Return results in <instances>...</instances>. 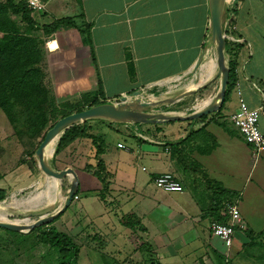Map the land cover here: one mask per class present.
I'll use <instances>...</instances> for the list:
<instances>
[{"label": "crops", "instance_id": "crops-1", "mask_svg": "<svg viewBox=\"0 0 264 264\" xmlns=\"http://www.w3.org/2000/svg\"><path fill=\"white\" fill-rule=\"evenodd\" d=\"M44 2L46 10L37 15L44 14L51 19L73 17L80 29L90 30L93 47L85 46L89 48V72L95 75L93 83L99 74L106 101L166 88L164 94L157 96L164 98L203 83H200V72L194 73L193 69L209 42V0ZM232 2L229 11L238 26L235 36L241 41L227 42V45L230 59L239 68L241 93L234 87L221 112L200 119L132 125L129 134L134 133V128L139 133L136 137L151 144L146 150L140 146L141 150L136 151L147 158L151 172L134 173L133 176H137L134 181L119 182L118 173H114L113 164H109L112 159H106L111 153L107 155L105 150L102 156L107 155L103 158L107 169L112 171V178L108 188L99 186V193L106 190V197L104 194L92 197L81 205L82 210L91 213L87 225H92L94 239H99L103 252L116 256L122 264H148L150 259L137 257L142 251L145 255H154V261L159 264H181L188 260L192 264H227L225 254L228 256L232 250L237 254L240 252L235 247L236 241L243 240V245L249 246V233L264 231V152L254 159L251 145L230 120L238 108L241 94L250 107L261 108L260 128L264 132V0ZM92 50L98 64L97 71L92 62ZM185 77L191 80L183 87L178 86ZM216 85L217 81L211 86L215 88ZM179 87L180 91L175 93ZM201 92L188 97L195 98L193 104L184 105L175 113L188 115L200 109ZM188 98L164 108L181 107ZM6 124L12 131L10 123ZM3 128L5 124L0 126V131ZM79 140L68 148H75ZM1 141L5 153L0 159V173L4 175L0 179V190L15 193L9 198V211L17 215L23 208L34 211L46 192L49 178L39 167L31 168L30 163H14L20 152L18 139L12 141L11 150H6L4 140ZM122 145L126 142L118 140L115 147L134 152L127 145L130 151H126ZM170 145L174 146L173 154ZM53 157L52 154L51 159ZM142 170L148 171L149 168L143 166ZM163 173H172L184 186V191L165 192L157 188L154 179ZM35 186L34 192L27 197H16ZM81 188L80 179L79 201ZM232 200L239 202L246 229L237 228L233 246L228 249L213 235L211 224L229 220L225 206ZM64 201L65 198L62 204ZM129 213L136 215L134 222H140L135 228L121 222ZM253 248L256 250V246ZM261 253L256 250L251 255L260 260Z\"/></svg>", "mask_w": 264, "mask_h": 264}, {"label": "rangeland", "instance_id": "rangeland-1", "mask_svg": "<svg viewBox=\"0 0 264 264\" xmlns=\"http://www.w3.org/2000/svg\"><path fill=\"white\" fill-rule=\"evenodd\" d=\"M37 14L38 13L34 14V16L40 26L50 24L54 21V19L44 16V14ZM14 18L18 23L24 26L19 17ZM35 35L41 41V48L43 50V69L46 73V84L51 89L53 95L56 97V100H58L57 103L61 104L64 99H68L71 103L78 102L80 98L83 97L85 92L92 89V83L95 75L89 72V68L91 66V63L87 59V56H89V48L80 46V38L77 33V28L70 27L61 29L51 35L45 34L42 29H39V31L35 32ZM184 79L185 80L179 82L178 86L183 87L185 86V83L191 80L189 77H185ZM180 87L174 90L175 93L180 91ZM210 87V89L207 88L205 91L201 92V95H199L200 99H203L208 92L213 90L214 86ZM165 90L167 89L145 90L144 92L149 96L153 95L157 97L160 94H164ZM140 94L142 93L132 95L131 98H134L135 96L138 97ZM194 101V97L188 98L182 102L181 107L164 108V111L172 113L180 112L182 108H184V105L189 106L193 104ZM6 122L9 123L8 118L0 108V126L5 124V129L3 128L0 131V144L2 146L1 139H3L4 147H6L5 149L11 150L12 141H15V139L18 138L14 135V131L10 130L11 128L8 127ZM92 123L94 124H91L93 126L90 131L104 140V150H106L105 153H107V155L111 153L107 158V155L105 157L101 155L100 159L103 161L108 158L112 159L109 164H113L112 170L114 173H118L117 180L119 182L127 183L129 181H134L137 177L133 176L134 173L151 172L150 163L147 158L142 156L143 154L141 153H136L138 148L141 150L140 146H142V150H146L151 145L147 140L136 137L138 134H129L130 131L123 127L124 124H108L100 121ZM136 125L141 126L139 124ZM136 125L133 127H136ZM133 130L135 131L134 128ZM135 137L140 140L138 141ZM40 140L41 139L31 141L29 139H24L23 141H20L18 139V143L21 145L20 152L14 163H33L34 158L36 159L34 152ZM118 140L126 142V145L133 148L134 152L129 153L124 150H117L115 145ZM112 149L113 151L110 152ZM96 151L97 147L93 144L90 138H81L75 148H67L58 155L55 153L54 157L51 159L52 164L56 169L62 170L71 167L76 170L82 180L81 200L79 201L74 199L72 205L60 214L61 216L58 215L57 218H60L55 224H53L59 231L70 235L74 239V242L80 247L79 264H109L116 259V256H112L107 252L104 253L99 239H94L96 236L94 237L92 232V225H87V223H90L89 215H91V213L88 214L86 211L82 210L81 206L83 203H87V201L91 200L92 197H99L103 194V197H106L104 192L106 190L104 189H106L107 186L101 178L97 177L96 173H93L94 171H97L99 161H95L99 158ZM36 162L37 167H39L37 160ZM106 166L108 167L107 164ZM143 166L148 167L149 170L143 171ZM108 172H112L110 168L108 169ZM111 178L112 177L108 180L111 181ZM70 179L71 178H66L61 182V192L63 196H66L70 187ZM99 186L104 188L102 190V194L99 193L101 190ZM35 189L36 186L24 191L16 197L20 199L23 197L25 198L33 193ZM84 189H87V191H83ZM14 195L15 193L8 194L5 200L12 198ZM25 209L23 208L20 214H24L27 211ZM35 209L36 208H34V210ZM87 216L88 218H86ZM23 218H25L24 215L17 214L12 215L11 217V219ZM80 227L82 228L80 229ZM31 233L28 234V237H21L9 234L5 231H0V264H58L56 259L57 255L54 251H52L51 247L49 245L39 243L37 233ZM242 235H244V233H242ZM245 240L248 241L246 236ZM235 247H238L240 252L237 254L234 253V250H232L228 256L225 254L224 262L227 264H264L263 259L259 260L251 255L256 252V250L258 251L259 247L255 250V248L251 246H244L243 240L236 241ZM147 251L148 250L146 249L145 252ZM141 253L142 254H137V257H145L149 260L154 256L151 254L145 255L143 251ZM181 264H192V262L188 260Z\"/></svg>", "mask_w": 264, "mask_h": 264}, {"label": "trees", "instance_id": "trees-1", "mask_svg": "<svg viewBox=\"0 0 264 264\" xmlns=\"http://www.w3.org/2000/svg\"><path fill=\"white\" fill-rule=\"evenodd\" d=\"M14 17H19L24 26L18 23ZM70 27L77 28L80 37V46L93 47L90 30L87 28L80 29L73 17L54 19L52 23L40 26L30 8L29 0H0V108L6 114L14 131V135L20 141L24 139H29L31 141L41 139L36 150L44 139L47 131L52 128L60 118L75 112L83 111L93 105L106 102L103 96L99 74L98 80L92 83V89L85 92L83 97L75 103H71L68 99L63 98L64 101L58 104V100H56V97L46 84V73L43 69V50L41 48V41L35 35V32L42 29L45 34L51 35L61 29ZM227 51L229 54L228 45ZM92 56V62L97 71L98 64L93 50ZM230 66L231 75L227 95L219 112L225 108L235 87V70L237 66L232 60H230ZM216 70L217 66L209 49L199 69L201 73L200 83L211 78ZM219 88L220 79H218L214 90L207 93L203 98L200 106L203 107L207 104L208 100L216 94ZM138 97L143 99H157V97L153 95L149 96L145 93L140 94ZM91 123L92 122H85L68 129L60 141L59 138H57L52 142L47 149V155L51 160L52 154H60L76 140L90 138L97 147L96 154L99 157L97 171L93 173H96L97 177L101 178L107 186L106 188H108L110 186V180L108 179L111 177V173L108 172L105 162L100 159V156L105 152V142L101 137L96 136L90 131L92 128ZM169 147L173 154L174 146L170 145ZM4 153L5 150L0 144V159ZM36 160L37 159L34 158L33 163L30 165L31 168H37ZM90 168L88 169L91 170ZM3 177L4 175L0 173V179ZM48 180L49 185L37 209L46 207L56 201L62 204L65 198L61 192L60 181L54 178ZM79 193L80 191L78 194ZM7 195V191L0 190V201H2L0 202V218L22 224L33 223L35 219H11L14 214L9 211V199L5 200ZM136 218L134 213H129L122 218L121 222L129 228H135L140 224L138 220L134 222ZM53 223L54 222L49 225L38 227L32 232L37 233L39 243L49 245L52 251L56 253L58 264H79L80 247L74 242V239L70 235L59 231ZM0 230L12 235L21 237L26 236V234L5 228H0ZM249 238V246H256L257 248L261 245L259 250L263 251V253H261L260 259L264 260V231L249 233ZM152 258L153 257L150 258V264H159ZM109 264L122 263L115 259Z\"/></svg>", "mask_w": 264, "mask_h": 264}, {"label": "water", "instance_id": "water-1", "mask_svg": "<svg viewBox=\"0 0 264 264\" xmlns=\"http://www.w3.org/2000/svg\"><path fill=\"white\" fill-rule=\"evenodd\" d=\"M230 6V0H209L211 19L209 42L197 61L193 72L197 73L199 71L208 50L210 47H213L217 70L211 78L207 79L196 88L183 91L174 96L157 99L135 97L108 100L104 103L86 108L83 111L75 112L60 118L54 126L47 131L44 139L36 150L35 157L42 172L48 177L60 181L61 189V182L66 178H71L70 187L65 196L64 203L61 204L59 201H56L42 209L26 211L24 214H19L24 215V217L28 219H35L33 223L21 224L0 221V228L28 234L38 227L51 224L58 215L71 205L80 189L79 175L76 170L71 167L62 170L56 169L53 166L52 161L48 158L47 149L55 139L59 138L60 141L65 132L73 126L85 122L96 121L117 124H166L176 121L196 120L219 112L226 99L231 75V66L227 51L228 41L226 37V22ZM218 79H220L219 92L210 104L199 111L185 115L162 110L164 107H169L185 98L205 90L218 81Z\"/></svg>", "mask_w": 264, "mask_h": 264}, {"label": "built area", "instance_id": "built-area-1", "mask_svg": "<svg viewBox=\"0 0 264 264\" xmlns=\"http://www.w3.org/2000/svg\"><path fill=\"white\" fill-rule=\"evenodd\" d=\"M29 4L33 14L41 13L46 10V3L43 0H29ZM231 5L233 6V3ZM232 6H230V8H232ZM231 12L232 11H229L226 22V37L228 42L238 43L241 41L235 36L238 26L232 20L233 16ZM228 57L230 61L231 59L229 54ZM235 71V88L241 93L242 81L239 77V68H236ZM251 84L255 86L254 83ZM260 114L261 108L250 107L245 98L240 94L238 108L230 116V120L233 125L239 130L245 141L251 145L254 159H258L260 154L264 152V132L260 128ZM132 125L136 124H124L123 127L130 129ZM134 133L139 134L138 131H134ZM122 148L126 151H130L126 145H122ZM143 169L145 170V168ZM154 183L157 188L165 192L184 191V186L176 180L172 173H163L159 175L154 179ZM78 198L79 195H76L74 199ZM225 207V212L229 217V220L226 222H213L211 224V230L215 237L220 239L228 249H231L237 233V228L244 230L246 229V224L240 213L238 201L232 200L228 202Z\"/></svg>", "mask_w": 264, "mask_h": 264}, {"label": "bare ground", "instance_id": "bare-ground-1", "mask_svg": "<svg viewBox=\"0 0 264 264\" xmlns=\"http://www.w3.org/2000/svg\"><path fill=\"white\" fill-rule=\"evenodd\" d=\"M232 0H230V2H231ZM210 51H211V54H212V56H213V59H214V61H215V64H216V57H215V51H214V48L213 47H211L210 48ZM219 90H220V88H219ZM219 92V91H218ZM217 92V93H218ZM215 97V96H214ZM213 97V98H214ZM213 98L207 103V104H205L203 107H201L200 109H202V108H204V107H206L208 104H210L211 102H212V100H213ZM200 109H198L197 111H199ZM47 177V176H46ZM47 178H51V177H47ZM0 221H6V220H3V219H1L0 218ZM6 222H11V221H6ZM22 224V223H21Z\"/></svg>", "mask_w": 264, "mask_h": 264}]
</instances>
